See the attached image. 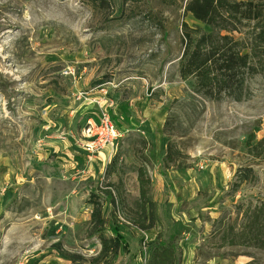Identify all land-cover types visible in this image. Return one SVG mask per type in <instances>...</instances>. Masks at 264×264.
Listing matches in <instances>:
<instances>
[{
	"label": "rangeland",
	"instance_id": "obj_1",
	"mask_svg": "<svg viewBox=\"0 0 264 264\" xmlns=\"http://www.w3.org/2000/svg\"><path fill=\"white\" fill-rule=\"evenodd\" d=\"M189 1L0 0V264H73L57 244L93 264L89 200L110 218L106 191L124 247L110 264H144L159 235L179 264H264V234L250 228L254 213L264 219V153L249 151L264 139V59L242 102L197 95L180 77L183 23L212 30L186 14ZM224 20L223 35L251 45L257 19ZM99 100L123 137L91 161L82 128ZM143 164L160 217L144 233L133 220ZM249 167L255 178L240 185Z\"/></svg>",
	"mask_w": 264,
	"mask_h": 264
},
{
	"label": "trees",
	"instance_id": "obj_2",
	"mask_svg": "<svg viewBox=\"0 0 264 264\" xmlns=\"http://www.w3.org/2000/svg\"><path fill=\"white\" fill-rule=\"evenodd\" d=\"M187 15L191 14L196 21L208 26L211 33L193 31L188 24L183 23L184 51L180 61L181 79H192L195 83V92L210 102H221L232 98L242 102L247 90V80L257 75L258 68L253 65L255 59H264V7L252 9L247 3L237 0H190L186 7ZM242 20H255L257 24L252 33L251 45H241L234 37L224 32L230 31L229 23L224 16ZM200 33V34H199ZM106 81L100 84H105ZM168 146L165 156V168L169 169L177 161V152ZM251 154L257 153V158L264 153V139L249 150ZM115 161H112L110 170ZM140 196L134 215V224L140 232H150L160 223L158 203L152 198L153 181L147 164L137 170ZM239 184L242 185L255 178L252 168L241 169L238 172ZM105 195L109 198L113 211L110 218L104 215V206L100 199L91 198L92 206L91 227L89 234L99 240L101 251L97 258L92 259L93 264H110L120 256L124 247L118 231L120 218L116 211L117 200L110 191ZM263 210L254 213L251 229L264 234ZM263 220V221H262ZM149 250L148 264H179L176 246L171 242L162 240L159 235L153 242H147ZM62 255L73 264L84 263L80 255L69 253L57 244Z\"/></svg>",
	"mask_w": 264,
	"mask_h": 264
},
{
	"label": "built area",
	"instance_id": "obj_3",
	"mask_svg": "<svg viewBox=\"0 0 264 264\" xmlns=\"http://www.w3.org/2000/svg\"><path fill=\"white\" fill-rule=\"evenodd\" d=\"M96 102L99 104L97 114L89 118L82 128L83 137L86 139V149L92 155L106 148H113L123 137V132L114 123L109 108H103V101ZM146 242H144V264H148L149 257Z\"/></svg>",
	"mask_w": 264,
	"mask_h": 264
},
{
	"label": "crops",
	"instance_id": "obj_4",
	"mask_svg": "<svg viewBox=\"0 0 264 264\" xmlns=\"http://www.w3.org/2000/svg\"><path fill=\"white\" fill-rule=\"evenodd\" d=\"M120 124H122L121 122H120ZM83 149H84V151H85V153H86V155H87V158L89 159V160H96V159H105L108 155H109V153L111 152V148H106V149H104L103 151H100L99 153H97L96 155H92V154H90L88 151H87V149H86V139H84V141H83Z\"/></svg>",
	"mask_w": 264,
	"mask_h": 264
}]
</instances>
